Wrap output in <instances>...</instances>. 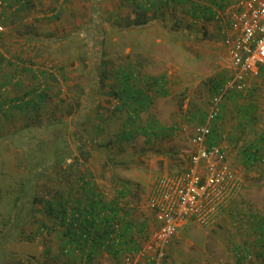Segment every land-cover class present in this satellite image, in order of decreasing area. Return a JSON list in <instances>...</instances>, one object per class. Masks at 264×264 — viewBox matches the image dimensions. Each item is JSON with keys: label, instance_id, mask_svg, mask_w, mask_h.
Here are the masks:
<instances>
[{"label": "rangeland", "instance_id": "1", "mask_svg": "<svg viewBox=\"0 0 264 264\" xmlns=\"http://www.w3.org/2000/svg\"><path fill=\"white\" fill-rule=\"evenodd\" d=\"M22 1L0 0V100L45 90L46 103L35 120L16 112L8 120L0 115V249L8 254L3 264H69L58 255L62 242L55 239L62 230L43 206L81 200L88 188L116 201L142 249L157 230L147 206L151 184L186 167L193 129L204 124L214 86L229 77L231 62L218 50L210 58L220 40L211 27L193 22L190 2L155 16L151 11L147 25L127 27L137 17L127 0ZM123 74L148 100L127 127V115L114 110L118 102L111 96ZM261 86L255 83L247 97L228 93L222 118L213 124L242 181L240 195L213 227L186 222L166 248V264H264L263 245L252 230L264 221ZM179 121V134L166 139L159 131L158 125ZM123 130L131 140L116 137ZM56 136V162H30L31 147ZM258 143V160L246 163L244 150ZM80 152L90 153L87 161ZM123 185L128 192L119 198ZM252 237L256 243L246 246ZM105 259L96 264H121V258Z\"/></svg>", "mask_w": 264, "mask_h": 264}, {"label": "built area", "instance_id": "2", "mask_svg": "<svg viewBox=\"0 0 264 264\" xmlns=\"http://www.w3.org/2000/svg\"><path fill=\"white\" fill-rule=\"evenodd\" d=\"M206 26L225 47L230 75L211 96L204 124L189 139L186 167L153 182L147 206L157 230L142 249L123 253L121 264H166V248L186 222L213 227L242 191V181L228 163L227 145L221 138L212 145L207 140L228 93L247 97L255 83L264 92V0H229L221 8H212ZM115 235L110 237L114 247L119 243Z\"/></svg>", "mask_w": 264, "mask_h": 264}, {"label": "trees", "instance_id": "3", "mask_svg": "<svg viewBox=\"0 0 264 264\" xmlns=\"http://www.w3.org/2000/svg\"><path fill=\"white\" fill-rule=\"evenodd\" d=\"M128 2H134V13H136V21L128 23L126 26L129 27L132 24L137 26H145L148 24L150 17L147 14L154 15L162 10H171L173 6L184 5L187 2L191 4V18L193 22L199 25V27H205L206 23L211 19L212 8H221L225 6V3L229 0H147L145 3L143 0H127ZM156 1V5L155 2ZM23 2V1H22ZM25 5L29 4L26 0L23 2ZM151 20V19H150ZM104 78H106L104 76ZM214 86V93L223 84ZM119 85L111 95L112 98L116 99L118 104L114 108L117 112L125 113L127 115V124L129 126L135 122V117L139 114L142 109H145L148 105V100L144 96L143 92L139 89H135L129 82L126 74H123L122 78L118 80ZM235 94V93H230ZM238 95V94H235ZM252 95V92L249 96ZM26 97L19 100H0V115L6 120L12 117L13 114L20 113L26 117V121L35 120L42 112V107L46 103L45 90L40 92H30ZM228 98V97H226ZM220 115L214 121L222 118V103L220 105ZM74 110L69 109L67 115L71 116ZM116 114V113H113ZM32 115V118H27ZM213 122V123H214ZM212 123V124H213ZM129 124V125H128ZM211 124V135L207 140L208 145L219 142L220 137L216 136L214 127ZM202 125V124H201ZM29 129L28 125H24ZM99 126L97 127V129ZM31 129V128H30ZM42 129V128H41ZM145 129L148 131V127ZM48 130V129H47ZM129 130H123L116 134V137L129 141L132 139V135L128 132ZM49 132V131H47ZM146 133L145 130L142 131ZM43 136V134H41ZM60 137V136H59ZM58 136L51 139L44 138L42 141L37 143L36 147H31L30 162L36 160L34 165L44 166L46 162L52 164L56 162L58 158L54 155L55 148L59 145L60 139ZM258 144H252L251 147L246 148L243 152L245 162L251 164L258 160L257 153L260 151ZM261 146H264V136L261 138ZM37 156V158H33ZM44 156V158H42ZM90 157V153L80 152V158L83 161H87ZM42 158V159H41ZM33 164V163H32ZM28 167L30 172L33 165ZM89 186V185H88ZM128 187L123 185L122 189L118 192V197L123 198L127 194ZM19 201V200H18ZM70 201L63 202H48L46 201L43 206V212L51 219H54L59 223V226L63 229L64 236L67 238V244H64L62 249V255L67 256L72 261H84L86 264H93L96 262V256L98 251L105 252L114 260H120L122 254L138 249L133 235L131 233V225L125 221L127 214L117 205L116 201L107 202L104 200L103 195L95 191V188H88L84 190V198L82 200H76L75 205L69 207ZM263 224V235H264V221ZM117 225V231L115 230ZM116 233V235H115ZM114 234L118 239V245L112 246L110 241L111 235ZM3 243L0 239V248ZM3 253V255H2ZM75 253H78V258L75 257ZM5 252L0 249V264H3L7 258ZM73 256V257H72Z\"/></svg>", "mask_w": 264, "mask_h": 264}, {"label": "crops", "instance_id": "4", "mask_svg": "<svg viewBox=\"0 0 264 264\" xmlns=\"http://www.w3.org/2000/svg\"><path fill=\"white\" fill-rule=\"evenodd\" d=\"M220 44V48H217V47H219V45H215V44H213L214 45V48H213V51L212 52H210V58L212 59L213 57H215V54H217V50L218 51H222L223 53H224V55H225V60H229L228 59V57H227V55H226V51H225V47L222 45V43L220 42L219 43ZM227 63V62H226ZM155 82H157V83H155L156 85L159 83V80L157 79V80H155ZM205 117V116H204ZM205 120H206V118H204V122H205ZM175 123H171V125H167V127L166 126H164V125H158V127L160 126V128H161V130H159L160 132L161 131H163V132H165V133H167L165 136H166V139H168L169 138V136L171 135V133H174V134H179V132L182 130V127L184 126V123L183 122H181V121H179V123L177 124V126H175L174 125ZM203 124V123H202ZM214 124V123H213ZM212 124V125H213ZM201 125V124H200ZM199 126V125H198ZM197 127V126H196ZM195 127V128H196ZM213 127H214V125H213ZM195 128L193 129V132H194V130H195ZM192 132V133H193ZM156 135V134H155ZM164 140V139H163ZM190 150H191V146H190ZM170 152V151H169ZM190 152V151H189ZM151 185H153V184H151ZM152 187V186H151ZM73 198H68V200L67 201H70V203H69V207H71V206H74L75 205V202H73V200H72ZM82 200V199H81ZM53 221H54V226H56L57 228H60V230H62L61 232H60V234H58V236H57V239H55V240H60V242H62L61 243V250H60V252H59V254L58 255H61L62 256V254H60V253H62V249H63V246H64V244H67V238L64 236V232H63V229L59 226V223L57 222V221H55L54 219H53ZM263 224H261V223H259V222H256L255 223V225H253V227H252V230L253 231H256V232H258V237H257V241L259 242V241H261V244L263 245V249H262V254H263V256H264V235H263ZM251 230V231H252ZM255 239H254V237H252V239H250V238H248V241L246 242L245 240V245L246 246H248V247H251L252 245H254V243H256V241H254ZM60 248V247H59ZM246 250V252L244 253V258H248V256H247V254H248V252H247V248L245 249ZM260 252H259V256H260ZM75 255V257H77L78 258V253H75L74 254ZM73 257V256H72ZM261 257V256H260ZM56 258V257H55ZM54 258V259H55ZM100 258V260H101V263H102V261H103V259H105V261H107V262H110L109 261V259H111L112 260V262L114 263H116V261L113 259V258H111L110 256H108V254H106L105 252H102V251H98L97 252V256H96V262H94L93 264H96L99 260ZM73 259H69L68 258V261L70 262L69 264H75V262H73L72 261ZM75 260H77L76 258H75ZM98 260V261H97ZM111 262V263H112ZM82 263L83 264H86L84 261H82Z\"/></svg>", "mask_w": 264, "mask_h": 264}]
</instances>
